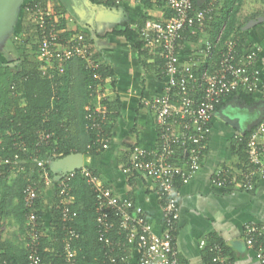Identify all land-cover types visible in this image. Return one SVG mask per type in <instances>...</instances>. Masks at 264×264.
Returning <instances> with one entry per match:
<instances>
[{
  "label": "built area",
  "instance_id": "built-area-1",
  "mask_svg": "<svg viewBox=\"0 0 264 264\" xmlns=\"http://www.w3.org/2000/svg\"><path fill=\"white\" fill-rule=\"evenodd\" d=\"M152 1L165 7L166 18H148L137 28L142 49L161 59V75L166 82L160 94L143 102V106L153 114L157 141L152 150L140 146L129 149V160L123 173L130 177L140 175L152 181L158 197L163 201V228L160 234H156L147 218L134 209L128 197L118 196L111 188L98 184L97 179L82 166L80 169L97 191L96 228L105 252L102 264L127 262L129 248L137 250V264H180L175 247L180 189L202 168L209 150L211 120L218 113L217 107L228 96L240 92L252 94L264 101V73L258 67L261 61V47L258 45H254L250 52L240 53L236 40L229 39L217 48L220 32L215 42L208 41L200 45L202 49L195 52L197 60L193 65L187 68L180 65V43L189 37L208 34L215 10L222 0H205L200 5L195 0ZM42 7L37 8L34 14L38 72L53 83L64 72L62 64L73 58L80 59L85 68L93 72L97 83L95 97L85 107L86 128L95 133L94 145L104 151L110 141L102 126L107 120L106 103L109 102L111 87L108 80L96 73L102 62L84 33L62 36L66 32L62 29V21L66 20L67 24L74 22L72 15L65 16L50 4ZM214 52L219 54L217 63L202 67ZM12 95L21 96V93L12 91ZM49 137L47 134L45 139ZM235 139L240 140L241 136ZM19 146V151L27 155L28 150L24 145L19 143ZM247 153L248 165L244 170L237 173L230 166L220 167L212 174L210 185L222 189L238 187L242 192L251 193L264 184V113L258 124L249 130ZM30 161L38 168V175L22 189L26 239L30 241L25 246L27 264H43L37 249L40 229L34 206L39 197L40 183H49L52 179L45 168V160L33 156ZM19 162L20 156L16 153L12 158L0 156V166L14 167ZM72 173H61L55 180L56 206L63 223L61 257L64 264H76L77 252L72 242L80 238V234L67 224L74 218L69 207L73 200L69 187ZM111 233L122 237L123 241L112 240ZM242 233L246 247L255 252L260 264H264V228L248 223L243 226ZM199 247L209 248L212 253L211 264H229L221 244L214 242L208 246L202 240ZM0 264L8 262L0 259Z\"/></svg>",
  "mask_w": 264,
  "mask_h": 264
},
{
  "label": "crops",
  "instance_id": "crops-1",
  "mask_svg": "<svg viewBox=\"0 0 264 264\" xmlns=\"http://www.w3.org/2000/svg\"><path fill=\"white\" fill-rule=\"evenodd\" d=\"M147 1L120 0L114 8L107 10L98 8L93 11L87 10L85 8H88L87 3L85 1L83 3L82 0V3L77 2L78 8L82 6L78 10L79 16L74 17V22L68 27L84 33L97 57L112 69L116 84L115 88H110L108 84L112 94V96L109 95L108 101L112 102L117 97L122 104L120 115L117 118L113 117L107 149L99 154L83 155V167L90 171L99 183L110 187L115 194L128 197L134 209L147 218L152 230L160 234L163 228V201L158 197L154 184L140 175L127 178L122 167L126 160V152L131 147L136 145L146 150L155 148L157 141L155 120L153 114L143 106V102L160 94L166 82L161 77V71L160 77L155 74V68L145 71L140 64L138 50L129 45L124 38L112 34L126 27L134 28L148 18L155 20L166 18L165 7L152 0H149L150 5H147ZM195 1L200 5L205 0ZM63 6L67 9L66 5L63 4ZM67 13L70 14L69 11ZM88 23L90 26L87 25ZM262 25H264V19L255 25L257 28L251 31L250 40L261 47V61L258 62V67L264 72V27ZM21 29L17 28V32H21ZM207 37L205 33L197 41L189 38L179 46L180 65L183 68L190 67L196 62L195 52L202 49L200 45L204 42L211 41ZM13 48L14 55L8 49L0 50V61H6L2 65L5 64L12 69L19 64L15 60L18 53ZM147 62L152 66L155 65L154 58ZM211 66L213 65L208 67ZM234 99L236 98L234 97L221 107L218 111L221 115L217 113L212 118L209 150L206 152L202 168L187 185L180 189L179 220L175 233V247L180 264H211L205 261L207 256L210 259L212 257L209 248L199 247L202 240H205L208 246L214 242L221 244L229 264H260L255 252L246 247L242 229L248 223L264 228V184H260L251 193L242 192L238 187L222 189L210 185V178L216 169L230 166L235 170L238 165L237 155L229 149V140L237 134L243 136L249 132L258 124L264 113V101L259 98L251 105L243 103L244 110H248L247 116L251 114L250 117L232 115L224 111L226 106L235 103ZM140 102L142 105L138 108ZM18 105L24 107V99L19 100ZM137 108L138 112H136ZM233 108H238V105ZM222 116L229 118V121L235 125L231 126L225 122ZM224 126L229 129L228 137L226 141L219 143L214 134L215 131L223 132ZM230 129H233L232 135ZM5 146L7 147L0 139V149H4ZM0 151L3 152V150ZM30 157L33 155L28 156L29 159ZM9 170L6 184L13 186L16 175H22L23 169L18 170L11 166ZM26 170L33 175V166L26 167ZM51 179L49 183L41 182L43 185L39 192L43 220L41 230L45 234L50 221V210L56 205L54 189L56 176ZM18 203L19 200L15 198L9 207L10 215L0 221L1 243L10 242L15 246L14 243L20 238V227L15 220L14 213L10 212ZM8 228H11V233L8 232ZM128 256L126 264H137L138 252L135 248H129Z\"/></svg>",
  "mask_w": 264,
  "mask_h": 264
},
{
  "label": "trees",
  "instance_id": "trees-1",
  "mask_svg": "<svg viewBox=\"0 0 264 264\" xmlns=\"http://www.w3.org/2000/svg\"><path fill=\"white\" fill-rule=\"evenodd\" d=\"M119 1L120 0H85L89 9L93 11L96 10L95 7L100 6L104 7L106 10L114 8ZM247 1L248 0H222L220 4H218L208 32V34L211 35V37H209L211 42H215L221 32L217 48H220L229 39L236 40L237 50L240 53L250 52L254 48L255 44L250 40V33L252 30H255L257 26H253L250 29H245V27L251 21L264 18V0H254L258 2L256 5L259 7L255 8L250 14H245L244 16V13L242 15L241 13ZM149 3L150 1L148 0L146 4L150 5ZM48 4V0H39L29 3L24 8V14H36L37 8L48 6ZM56 10L64 15L68 14L65 7L59 8L56 6ZM141 23L139 24L141 25ZM68 26L66 20L62 21V29L66 30L62 35L63 37L78 33L77 30L70 29ZM18 34L21 39L20 46L16 47V52L18 53L19 51V56H17V60H20L19 64L13 69L6 65L1 66L6 72L7 77L6 82L3 81V86L0 84V90L2 91L0 96V139H2L7 147L5 146L3 152L0 151V155L2 158H12L15 153L19 154L21 163L19 162L18 165L14 166L18 168V170L23 169L21 165H25V167L33 166V171H38L35 165L26 164V162H31L28 158L29 155L45 160V168L49 172L50 177L54 178L61 174L53 172L50 167L51 163L55 160H59L70 154L79 153L85 156L103 152L101 148L94 145L96 140L95 133L87 130V121L85 119V107L95 97L94 90L97 81L93 78V72L88 71L80 59L73 58L65 61L62 64L64 72L58 76L53 83L49 82L38 72L37 60L31 58L27 60L25 57L26 52H23L24 48L22 44L27 43L32 37L33 40L36 41L34 49L35 55L37 56L38 40L35 23L33 26L31 22L23 25L21 32ZM112 34L116 37L124 38L129 45L138 50L140 64L145 71H151L152 68H155V74H157L158 77L161 76L159 73L161 71L162 61L159 56L150 54L142 49L143 44L140 40L137 26L134 28L126 27ZM199 37L200 35L189 38L197 41ZM181 44L182 43H180V45ZM26 47L27 46H25V48ZM152 58L155 59L154 66L147 62ZM218 58L219 54L214 52V54L205 61L202 67H207L209 65L214 66ZM96 73H98L102 79L108 80L111 88H115L116 80L114 78V73L107 64L102 63ZM12 87L13 90H11ZM14 90L21 93V96L12 97V91ZM234 97H237L240 102L246 105H251L258 100V98L252 94L243 92L235 93L225 98L220 106L217 107V111ZM21 99H24V107H19L18 105V101ZM140 103L138 108L142 105V103ZM106 107L107 120L102 126V130L104 134L108 136L110 135L111 126L113 125V117L117 118L120 115L122 104L120 100L115 97L112 102L106 103ZM138 108L136 112L139 111ZM110 119H112V124ZM47 134H49L50 137L45 139ZM248 135L249 132H246L241 136L240 140H237L235 139V137H238L237 134L234 138L229 140V149L234 151L238 157V165H236L235 171H242L248 165ZM19 143L24 145L28 150L27 155L19 151ZM12 144L14 145L12 146ZM132 148L133 147L130 149ZM128 160L129 153L126 152V160L123 163L122 169L126 167ZM10 168L11 167L6 165L3 167L0 166V221L2 218L10 215L9 207L16 198L19 200V203L10 212L14 213L15 220L20 227L19 229L22 230L25 226L22 189L28 181H30V171H25L24 169L25 173L16 178L12 186L6 184V177ZM91 175L95 178L93 174ZM88 178V176L83 174L81 169L75 170L72 173L69 187L73 200L69 207L72 214H74V218L72 222L67 224L80 234V238L72 242V246L77 252L76 264H102L105 260V252L99 240L96 228L97 191L95 185L88 182ZM127 178H130V176H127ZM42 185L43 183H40V188ZM55 186L56 184L54 182V189ZM104 187L107 186L104 185ZM34 214L37 216V224L40 229L39 245L37 249L43 264H64L61 257L63 223L60 220V210L56 205L50 210V221L48 222L46 234L41 230L43 220L39 197L34 206ZM110 236L112 240L123 241L122 237H118L113 233H111ZM27 242L30 243L29 240H27ZM14 247L15 246L10 242L1 243L0 241V259L7 261L8 264H27V250ZM117 254L119 255V253ZM205 261L207 263L210 262L209 256L205 258ZM120 264H126V262H121Z\"/></svg>",
  "mask_w": 264,
  "mask_h": 264
},
{
  "label": "rangeland",
  "instance_id": "rangeland-1",
  "mask_svg": "<svg viewBox=\"0 0 264 264\" xmlns=\"http://www.w3.org/2000/svg\"><path fill=\"white\" fill-rule=\"evenodd\" d=\"M34 2V0H23L22 3L19 5L18 7V11H17V15H16V20H15V23H14V26L13 28L10 30V31H7L3 34L0 35V50H4V49H8L10 53H13L14 55V52L12 51V47H14L16 49L17 46H20V43H21V39H20V36L18 34V30H20L22 28L23 25H26L27 23L31 22L32 23V26L34 25V19H35V15L32 14V13H29V14H24V8L27 4L29 3H32ZM48 3H50V6L52 8H55L56 9V6H58L59 8H62L63 4H64V1L63 0H48ZM58 3V4H57ZM83 3H85L83 1ZM258 2H255L254 0H248L244 6H243V11L241 13V15L244 13V16L245 14H250L255 8L259 7L258 5H256ZM65 5V4H64ZM64 7V6H63ZM85 7V5H84ZM87 10H89V7H85ZM240 15V16H241ZM66 16V15H65ZM239 16V17H240ZM69 18V17H68ZM73 23V22H72ZM72 23H68V25L72 24ZM88 26H90V23L87 24ZM264 27V25H262ZM18 28V30H17ZM261 28V27H260ZM15 29V30H14ZM33 30V29H32ZM16 31V32H15ZM74 35V34H73ZM207 38L211 37V35L207 34ZM18 41V42H17ZM25 46H27L25 48ZM36 46V41L33 40V38L31 37L29 39V41L27 43H24L23 44V48L25 49L24 51L27 53H25V57L27 58V60H29L30 58L31 59H35L37 58V56L35 55V49L34 47ZM13 48V50H14ZM17 50V49H16ZM19 52V51H18ZM33 55V56H32ZM19 56V53L18 55ZM31 56V57H30ZM10 59H13V58H10ZM14 60V59H13ZM17 60V59H16ZM23 60V59H22ZM20 60H17V63H19ZM3 62H6L4 60L0 61V84L2 85L3 84V81L6 82V77H7V74L6 72L2 69V64ZM9 63V61H7ZM5 65V64H4ZM3 86V85H2ZM1 90H0V96H1ZM111 91L109 90V93ZM110 96H112V94L110 93L109 94ZM13 97V96H12ZM236 99H234L235 101V105H238V108L234 109L233 107L235 106L234 104H230L229 106H226V108L224 109V111L228 112V113H231L232 115H238L239 116H247L249 114L248 110H244L245 108V105L240 102L238 100L237 97H235ZM230 109H231V112H230ZM248 113V114H247ZM251 114L247 117H250ZM231 130V135L233 134V129H230ZM228 131L229 129L227 127H223V132H217L215 131V134H214V137L215 139L219 142V143H223L224 141H226V138L228 137ZM0 150H4L3 148H1ZM27 164H31L30 162H26ZM23 168V172L22 174L25 173L24 169L26 170V167L25 165L22 166ZM18 169V168H17ZM33 175H30L29 176V179L30 180H34L36 179L37 175H38V172L37 171H33L32 172ZM19 175H16V178H18ZM26 181V179H25ZM98 184H100L99 182H97ZM25 225V224H24ZM8 232H12L11 228H8ZM20 232V231H19ZM20 238H18V242H15L14 245L15 247L14 248H21V249H26L25 246L27 244V236H26V226H24L21 230V235L19 236ZM27 250V249H26Z\"/></svg>",
  "mask_w": 264,
  "mask_h": 264
},
{
  "label": "water",
  "instance_id": "water-1",
  "mask_svg": "<svg viewBox=\"0 0 264 264\" xmlns=\"http://www.w3.org/2000/svg\"><path fill=\"white\" fill-rule=\"evenodd\" d=\"M23 0H0V35L10 31L15 23L16 15L18 11L19 5L22 3ZM64 4L66 5L68 11L73 17L79 16L77 7V2L80 1L82 3V0H63ZM85 1V0H83ZM88 6V5H87ZM104 9V7H95V9ZM264 18H258L254 21L249 22L245 29H250L253 26L260 23ZM220 114V112H218ZM221 115V114H220ZM222 119L230 124L231 126L235 125L232 124L229 121V118H225V116H222ZM237 127V126H236ZM238 128V127H237ZM83 166V155L82 154H70L66 157H63L59 160H56L52 162V171L55 173H67V172H73L75 170H79Z\"/></svg>",
  "mask_w": 264,
  "mask_h": 264
},
{
  "label": "bare ground",
  "instance_id": "bare-ground-1",
  "mask_svg": "<svg viewBox=\"0 0 264 264\" xmlns=\"http://www.w3.org/2000/svg\"><path fill=\"white\" fill-rule=\"evenodd\" d=\"M75 29V28H74ZM18 42V41H17ZM23 45V44H22ZM22 47V46H21ZM18 48H20V47H18ZM21 49V48H20ZM25 50V49H24ZM24 50H23V52H24ZM19 53V52H18ZM37 53V52H36ZM12 54V53H11ZM27 54V53H26ZM33 56V55H32ZM31 57V56H30ZM17 58V57H16ZM16 58H15V60H16ZM24 60V59H23ZM16 74V73H15ZM17 74H19V73H17ZM8 79V78H7ZM20 79V78H19ZM18 86V85H17ZM15 91V90H14Z\"/></svg>",
  "mask_w": 264,
  "mask_h": 264
}]
</instances>
